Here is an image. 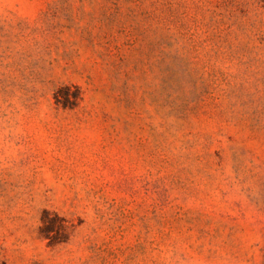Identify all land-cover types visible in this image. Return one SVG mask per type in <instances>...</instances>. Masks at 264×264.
I'll list each match as a JSON object with an SVG mask.
<instances>
[{"label":"rangeland","instance_id":"obj_1","mask_svg":"<svg viewBox=\"0 0 264 264\" xmlns=\"http://www.w3.org/2000/svg\"><path fill=\"white\" fill-rule=\"evenodd\" d=\"M0 264H264V3L0 0Z\"/></svg>","mask_w":264,"mask_h":264},{"label":"trees","instance_id":"obj_2","mask_svg":"<svg viewBox=\"0 0 264 264\" xmlns=\"http://www.w3.org/2000/svg\"><path fill=\"white\" fill-rule=\"evenodd\" d=\"M260 2L264 3V0H259Z\"/></svg>","mask_w":264,"mask_h":264}]
</instances>
